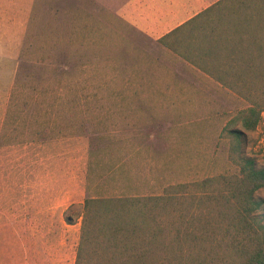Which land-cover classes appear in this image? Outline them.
<instances>
[{"label":"rangeland","instance_id":"1","mask_svg":"<svg viewBox=\"0 0 264 264\" xmlns=\"http://www.w3.org/2000/svg\"><path fill=\"white\" fill-rule=\"evenodd\" d=\"M124 2L0 0L9 138L97 143L94 157L66 166L76 198L61 215L35 209L0 225V264H74L86 197L159 194L236 167L223 128L245 100L128 24ZM243 150L264 166V111Z\"/></svg>","mask_w":264,"mask_h":264},{"label":"trees","instance_id":"2","mask_svg":"<svg viewBox=\"0 0 264 264\" xmlns=\"http://www.w3.org/2000/svg\"><path fill=\"white\" fill-rule=\"evenodd\" d=\"M219 3L156 40L247 103L223 128L234 171L148 196L84 198L74 264H264V197L256 194L264 166L243 150L247 132L262 122L264 47L257 56L237 54L225 30L236 12ZM96 144L88 138L89 157Z\"/></svg>","mask_w":264,"mask_h":264},{"label":"crops","instance_id":"3","mask_svg":"<svg viewBox=\"0 0 264 264\" xmlns=\"http://www.w3.org/2000/svg\"><path fill=\"white\" fill-rule=\"evenodd\" d=\"M219 1L217 8L236 12L237 19L225 26L234 51L257 56L264 47V0H125L119 15L131 26L158 39ZM5 84L0 87V225L30 217L35 209V214L42 217L61 215L63 204L76 198L72 197L75 189L70 188L72 173L66 166H71L72 160L79 165L85 159L86 139L38 134L29 139L9 138L5 131ZM40 205L44 206L39 209Z\"/></svg>","mask_w":264,"mask_h":264}]
</instances>
